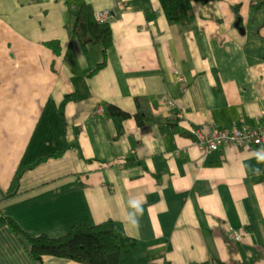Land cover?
Listing matches in <instances>:
<instances>
[{"label":"crops","instance_id":"obj_1","mask_svg":"<svg viewBox=\"0 0 264 264\" xmlns=\"http://www.w3.org/2000/svg\"><path fill=\"white\" fill-rule=\"evenodd\" d=\"M83 3L108 11V45L83 42ZM192 11L183 21L161 0H0V210L22 227L0 221V264H87L35 258L29 234L108 219L139 239L142 264H264V165L249 170L261 147L197 143V130L264 117V3L193 0ZM240 225L250 233L236 241Z\"/></svg>","mask_w":264,"mask_h":264},{"label":"trees","instance_id":"obj_2","mask_svg":"<svg viewBox=\"0 0 264 264\" xmlns=\"http://www.w3.org/2000/svg\"><path fill=\"white\" fill-rule=\"evenodd\" d=\"M171 19L183 20L193 15V0H161ZM264 3V0H260ZM77 31L83 42L103 41L111 43L112 28L107 21L100 20L91 5L83 3L77 14ZM114 113L128 114L124 109L112 105ZM0 221H8L21 229L13 217L0 210ZM32 255L43 260L45 255L71 258L87 264H142L139 259L140 241L129 234L122 221L108 219L96 224L76 223L69 232L52 236L48 233L29 234ZM205 264H225L213 260Z\"/></svg>","mask_w":264,"mask_h":264},{"label":"built area","instance_id":"obj_3","mask_svg":"<svg viewBox=\"0 0 264 264\" xmlns=\"http://www.w3.org/2000/svg\"><path fill=\"white\" fill-rule=\"evenodd\" d=\"M97 17L104 21L108 17V11H97ZM166 102L174 103L175 99L172 96H168L163 99V103ZM95 112L102 115L107 114L106 109L101 106L97 107ZM197 132V143L203 149L218 150L224 145L243 143L245 141H251L260 147H264V117L259 122L253 124L243 123L242 125L234 124L225 127L216 126L209 133H203L202 130H197ZM249 233L250 229L246 225L234 227L230 232L231 237L236 241L242 240Z\"/></svg>","mask_w":264,"mask_h":264},{"label":"clouds","instance_id":"obj_4","mask_svg":"<svg viewBox=\"0 0 264 264\" xmlns=\"http://www.w3.org/2000/svg\"><path fill=\"white\" fill-rule=\"evenodd\" d=\"M254 157L256 160L255 165H249V170L253 173V175H260L261 174V168L260 165H264V147H261L257 149L254 153ZM129 206L131 209H134V213H129L128 215V221L132 225L139 224V218L142 217L144 213V207H143V200L136 198L129 200Z\"/></svg>","mask_w":264,"mask_h":264},{"label":"water","instance_id":"obj_5","mask_svg":"<svg viewBox=\"0 0 264 264\" xmlns=\"http://www.w3.org/2000/svg\"><path fill=\"white\" fill-rule=\"evenodd\" d=\"M240 23H241V18L238 19V21H237V25H238V26H241ZM241 29H242V31H245V28L242 27Z\"/></svg>","mask_w":264,"mask_h":264}]
</instances>
